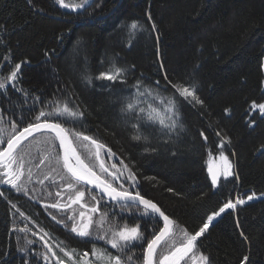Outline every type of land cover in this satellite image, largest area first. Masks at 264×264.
<instances>
[{
    "label": "trees",
    "instance_id": "1",
    "mask_svg": "<svg viewBox=\"0 0 264 264\" xmlns=\"http://www.w3.org/2000/svg\"><path fill=\"white\" fill-rule=\"evenodd\" d=\"M133 22L140 26L135 31L130 29ZM15 63L22 65L17 87L27 96L9 85L7 93H0V111L11 120H29L33 109L43 107L35 96L70 98L83 117L65 127L110 148L115 156L104 154L106 163L122 167V160L136 175V187L127 181L125 187L155 202L180 228L195 233L229 200L246 201L255 194L257 199L223 213L197 246L210 264H241L244 256L249 257L247 264H264V115L250 107L253 101L264 103V0H94L77 13L63 10L55 0H0V74ZM113 65L127 70L125 82L95 79ZM84 74L93 78L91 84ZM165 76L172 83L195 86L203 104L180 98L183 130L178 126L170 138L162 137L158 125L142 124L149 142L135 141L121 109L137 81L153 87L160 81V98L170 97ZM5 125L10 130L7 121ZM49 136L37 135L22 146L27 155L21 182L27 194L0 184V264H45L44 254L49 264H56L43 240L62 260L67 258L60 247L87 251L90 257L94 245L117 254L103 240L76 236L70 221H65L69 227L56 222L73 209L78 212V205L67 211L44 206L60 199L55 193L65 183L57 174L61 169L51 171L56 167L51 157L61 152L57 141L46 142ZM73 140L86 162L95 163L81 142ZM221 152L233 175H220L213 186L209 169L221 172ZM46 155L50 159L37 168ZM48 173L51 178L44 180ZM63 195L61 202L66 203L69 193ZM85 200L95 203L87 192ZM107 211L116 223H139L149 239L162 227L156 216L141 215L142 207ZM113 211L120 215L113 217ZM29 240L34 243L29 245ZM144 247L132 248L131 254L139 258L135 264H142Z\"/></svg>",
    "mask_w": 264,
    "mask_h": 264
},
{
    "label": "snow or ice",
    "instance_id": "2",
    "mask_svg": "<svg viewBox=\"0 0 264 264\" xmlns=\"http://www.w3.org/2000/svg\"><path fill=\"white\" fill-rule=\"evenodd\" d=\"M31 2V0H29ZM55 3L62 9H70L73 12L84 10L89 4V0H55ZM150 18V17H149ZM140 26L133 22L130 29L135 31ZM5 60L10 64V58L5 57ZM21 63H15L7 74H0V93H7L9 85L18 92H22L27 96L24 89L18 88L19 73ZM3 66L0 65V72ZM163 68V65H161ZM126 69L113 65L106 71L100 72L95 79L107 80L115 82H125ZM83 78L88 84L92 83V77L87 74ZM167 82L166 87L171 90V96L160 98V81H156V87L151 85H143L142 81H137L133 87L135 93L127 99V103L122 107V112L129 117L131 127L134 129L132 139L135 141L149 142V135H145L141 131L142 124H150L157 126L156 131L162 137H171L180 125V98L193 105H202L196 88L193 85L184 83H172L165 76ZM36 104H42L43 107L38 112L33 109L32 119L25 120L22 116L19 121L11 120L0 111V184L9 185L16 192H24L27 194V188L21 181L25 176V156L26 152L22 150V145L28 141L30 137H34L37 133H51L46 142L53 140L59 142V147L62 149V156L57 155L51 157L55 160L56 167L52 168V172H57L60 181L65 183L60 185L61 190L55 195L60 199L54 203H48L46 208H54L62 211L73 209V205H78L80 211L72 210L71 214L66 215L65 220H56L57 223L64 224L69 227L65 221H70V231L80 238H95L103 240L106 245L114 249L117 254L107 250V248L93 246L91 249V257L89 252L79 253L76 249H66L60 247V252L66 257L62 260L56 257V253L47 241L44 242V248L52 257L56 258V264H135L139 258H134L131 254L132 248L137 244H146L143 249L142 264H210L209 257L198 251L197 240L202 237L209 229L215 217L224 213L226 209H235L237 205H243L246 201L237 198L235 202L229 200L218 211L207 217V222L195 231L190 233L186 228H180L175 220L171 219L165 212L152 200L145 198L139 191L133 193L129 188L125 187V181L129 182L131 187L135 188L138 183L135 173L122 160L118 167L116 164L108 165L105 162V155L108 159L115 156L104 143L96 138L86 135L83 132L71 131L65 127L68 121L80 120L83 117V112L78 107H73L74 101L68 97L54 98L52 100H42L41 97L35 96ZM251 109L259 110L261 115H264V103H251ZM49 108L51 110H49ZM226 112L229 110H225ZM58 119H53V118ZM5 121L9 127L5 125ZM205 141L207 137L203 132L200 133ZM220 135L219 132L216 133ZM75 141L81 142L82 147L88 152L89 159H94L95 163L86 162L81 153L75 146ZM224 140H221L220 147L222 148ZM55 147L54 144L51 145ZM155 149L146 147L145 151H154ZM50 156L46 155L40 159L39 168L49 160ZM222 161V169L220 173L209 169L211 174L212 185L215 186L219 176L222 175L225 179L233 175L232 164L228 157L223 152L220 153ZM62 173H66L64 175ZM126 174V175H125ZM28 181L32 180V170L27 169ZM51 178V173L44 175V180ZM123 178V179H122ZM44 180L38 181L43 184ZM57 183V181H53ZM90 186V187H89ZM95 189L96 192H93ZM67 192V202L62 203L65 199L63 193ZM86 192L90 200L95 203H89L85 200ZM4 193L0 192V196ZM255 194L248 195L247 201H252ZM103 203L104 207H101ZM15 207V205H13ZM119 207L120 209L139 210L142 207L143 216H158L163 221V226L157 228L151 238H146L144 231L139 223H116L109 219L108 208ZM23 216V213H20ZM113 217L120 215L112 212ZM95 217V218H94ZM55 220L56 217L53 216ZM27 229L22 228L24 232ZM179 230V231H177ZM36 235L35 232L32 233ZM48 235L47 232L44 233ZM243 235V233L241 234ZM43 240V237H40ZM29 245L34 241H27ZM63 242H61L62 244ZM25 251V249H18ZM45 264H49V256L43 255ZM249 257L244 256L241 264H247ZM27 264V261L25 262Z\"/></svg>",
    "mask_w": 264,
    "mask_h": 264
},
{
    "label": "water",
    "instance_id": "3",
    "mask_svg": "<svg viewBox=\"0 0 264 264\" xmlns=\"http://www.w3.org/2000/svg\"><path fill=\"white\" fill-rule=\"evenodd\" d=\"M93 1L94 0H89V4L86 6V8H88L92 3H93ZM85 8V9H86ZM84 9V10H85ZM63 10H65V11H68V12H73V11H71L70 9H63ZM81 11H83V10H79V11H76V12H74V13H77V12H81ZM40 134H51V133H45V132H42V133H37V134H35V136H37V135H40ZM52 136L54 135V134H51ZM34 136V137H35ZM31 138H33V137H30L29 138V140L31 139ZM27 141H25L24 143H26ZM57 143H58V146H59V142L57 141ZM59 149H60V147H59ZM60 152H61V156H62V149H60ZM90 187V186H89ZM93 191H95L96 192V190L95 189H92ZM146 198V197H145ZM161 222H162V226H163V221H162V219H160L158 216H156Z\"/></svg>",
    "mask_w": 264,
    "mask_h": 264
},
{
    "label": "rangeland",
    "instance_id": "4",
    "mask_svg": "<svg viewBox=\"0 0 264 264\" xmlns=\"http://www.w3.org/2000/svg\"><path fill=\"white\" fill-rule=\"evenodd\" d=\"M105 162H106V160H105ZM255 199H257V198H254L253 200H255ZM246 202H248V201L246 200ZM228 210H229V209H226V211H228ZM79 211H80V209H79ZM226 211H225V212H226ZM225 212H224V213H225ZM222 215H223V213H221L219 216L215 217L214 220L212 221V224L215 223V222H216V221H217ZM212 224H211V225H212ZM211 225H210V226H211ZM210 226H209V227H210Z\"/></svg>",
    "mask_w": 264,
    "mask_h": 264
},
{
    "label": "flooded vegetation",
    "instance_id": "5",
    "mask_svg": "<svg viewBox=\"0 0 264 264\" xmlns=\"http://www.w3.org/2000/svg\"><path fill=\"white\" fill-rule=\"evenodd\" d=\"M25 144V143H24ZM23 146V145H22ZM79 207V206H78ZM78 210H79V208H78Z\"/></svg>",
    "mask_w": 264,
    "mask_h": 264
}]
</instances>
